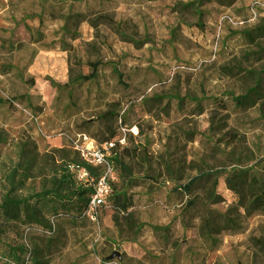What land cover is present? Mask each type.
<instances>
[{"label":"rangeland","instance_id":"obj_1","mask_svg":"<svg viewBox=\"0 0 264 264\" xmlns=\"http://www.w3.org/2000/svg\"><path fill=\"white\" fill-rule=\"evenodd\" d=\"M263 23L264 0H0V200L22 145L39 189L69 151L82 158L79 134L100 147L117 113L154 157L131 163L128 212L109 201L66 229L51 264H264V213L238 215L225 182L250 169L264 179V37L246 34ZM91 62L97 80L84 78ZM256 88L255 105L233 100ZM203 172L199 189L181 191ZM204 207L241 229L208 240Z\"/></svg>","mask_w":264,"mask_h":264},{"label":"trees","instance_id":"obj_2","mask_svg":"<svg viewBox=\"0 0 264 264\" xmlns=\"http://www.w3.org/2000/svg\"><path fill=\"white\" fill-rule=\"evenodd\" d=\"M232 3L234 0H230V4ZM246 34L252 41L264 37V23ZM101 65L100 62H91L89 64L91 72L84 78L97 80ZM107 65L117 82L124 88H129L128 75L120 67L119 62H110ZM255 96H260V88L251 89L244 96H233V100L242 106L255 105ZM177 99L178 105L185 100ZM221 109L226 110V104L222 103ZM123 129L130 128L125 126L123 116L117 113L113 118V125L101 140L100 148L122 135ZM130 132L125 134V145L117 142L106 155L116 179L121 176L123 182L120 189L113 187L114 181L110 183L111 193L106 201L107 203L112 201L117 210L124 213L132 207L127 188L129 185H136L139 179L134 176L131 163L139 160L150 166L154 161L153 154L146 150L142 140L134 141L135 137ZM138 135L139 138L143 136L141 129ZM18 159L17 166L6 176L7 183L4 184L5 191L0 200V264H51L55 255L66 246L64 241L66 229L83 226L91 219L87 215V210L95 192L94 182H79L69 165L75 164L85 168L94 181L103 176L105 169L86 162L77 152L69 151L61 158L60 164L54 165L51 171L42 174V183L40 188L36 189L29 182L33 177L34 152L24 144L20 148ZM211 176L203 172L183 184L181 191L191 195L194 190L199 189L204 179ZM225 182L237 197L235 211L238 215L242 212L246 215L264 213V179L257 171L250 169L231 172ZM204 208L206 214L200 216V231L208 240L214 242V234L225 231L237 232L241 229L240 220L230 211L215 214L214 210Z\"/></svg>","mask_w":264,"mask_h":264},{"label":"built area","instance_id":"obj_3","mask_svg":"<svg viewBox=\"0 0 264 264\" xmlns=\"http://www.w3.org/2000/svg\"><path fill=\"white\" fill-rule=\"evenodd\" d=\"M131 131L137 135L138 130L131 128L129 130L123 129V134L117 136L113 140L105 143L102 148L96 145L95 140L85 133L78 135V140L75 142V148L81 152L83 160L94 165L102 166L105 169L103 176L97 181L89 174V172L80 166H71L70 170L79 182H94V195L89 204L87 215L93 220L95 219L98 208L104 207L107 204V197L111 193L110 183L115 181V173L106 159L107 151L112 148L117 142L122 145L126 144L125 134ZM82 142L79 144V142Z\"/></svg>","mask_w":264,"mask_h":264},{"label":"water","instance_id":"obj_4","mask_svg":"<svg viewBox=\"0 0 264 264\" xmlns=\"http://www.w3.org/2000/svg\"><path fill=\"white\" fill-rule=\"evenodd\" d=\"M115 255L111 256V257H114Z\"/></svg>","mask_w":264,"mask_h":264}]
</instances>
